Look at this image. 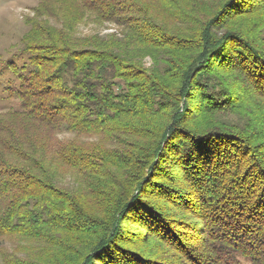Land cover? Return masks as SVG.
Returning a JSON list of instances; mask_svg holds the SVG:
<instances>
[{
  "label": "trees",
  "instance_id": "16d2710c",
  "mask_svg": "<svg viewBox=\"0 0 264 264\" xmlns=\"http://www.w3.org/2000/svg\"><path fill=\"white\" fill-rule=\"evenodd\" d=\"M76 3L121 32L6 64L0 264H264V0Z\"/></svg>",
  "mask_w": 264,
  "mask_h": 264
},
{
  "label": "rangeland",
  "instance_id": "374dc122",
  "mask_svg": "<svg viewBox=\"0 0 264 264\" xmlns=\"http://www.w3.org/2000/svg\"><path fill=\"white\" fill-rule=\"evenodd\" d=\"M76 2L77 0H0V111L18 104L17 101L7 100L5 97L4 86L18 84L6 64L11 62L20 66L24 63V58L19 52L23 51V42L33 31V23L44 24L49 30L61 32L71 41L78 42L101 40L111 34L119 35L121 28L114 23L100 21L92 13L80 10ZM141 61L144 68L152 67L153 59L150 56L146 55ZM63 138L72 136L60 135V139ZM142 173H145V170L140 176ZM167 209L175 219L183 217L180 218L181 223L202 227V221H198L188 211H176L168 206ZM185 214L188 216L184 217ZM181 230L186 232V236L193 233L190 227L182 226ZM146 239V235L139 238L140 242ZM189 242L188 238L187 243Z\"/></svg>",
  "mask_w": 264,
  "mask_h": 264
}]
</instances>
